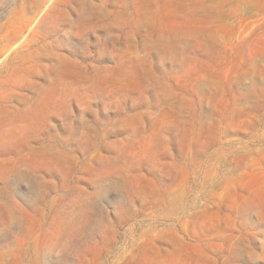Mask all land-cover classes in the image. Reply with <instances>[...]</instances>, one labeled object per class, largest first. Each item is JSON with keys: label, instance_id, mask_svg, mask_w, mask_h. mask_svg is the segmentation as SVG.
Instances as JSON below:
<instances>
[{"label": "rangeland", "instance_id": "1", "mask_svg": "<svg viewBox=\"0 0 264 264\" xmlns=\"http://www.w3.org/2000/svg\"><path fill=\"white\" fill-rule=\"evenodd\" d=\"M0 264H264V0H0Z\"/></svg>", "mask_w": 264, "mask_h": 264}]
</instances>
